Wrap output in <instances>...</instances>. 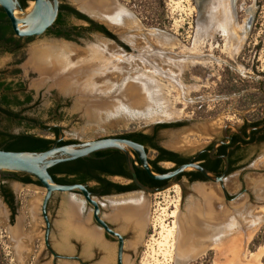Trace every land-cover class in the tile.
<instances>
[{"label": "flooded vegetation", "instance_id": "af4514ba", "mask_svg": "<svg viewBox=\"0 0 264 264\" xmlns=\"http://www.w3.org/2000/svg\"><path fill=\"white\" fill-rule=\"evenodd\" d=\"M26 1L28 6L31 0ZM91 1L85 5L87 0H59L58 13L52 26L42 34L16 36L13 32L14 41L0 43V54L13 58L11 74L7 75L6 70L0 68V98L6 95L10 100L7 106H0L23 116L25 119L19 125L23 129L48 133L46 137L54 139L53 143L70 139L62 135V127L58 123L65 113L63 102L55 99L51 106L43 109L45 118L29 113L38 104L39 98L21 79L18 64L27 54L29 58L32 47L43 42L60 41L75 47L86 35L92 34L110 41L107 45L116 46L120 51L127 53L132 50L130 40H125L129 28L110 22L108 18L127 12V2L107 0L109 3L103 4L99 0L98 4L102 2V6L108 5H99L97 10L94 8L96 3L92 4ZM195 1L197 6L201 4L200 0ZM157 123L168 124L159 126ZM184 129L183 121L156 122L149 129L129 130L109 136L123 137L142 144L155 172L158 167L166 171L183 163L194 162L213 178L192 168L179 173L175 178L155 180L139 165L136 154L129 152L138 185L132 176L127 157L121 150L105 149L101 152L107 153H93L87 157L89 161H103L102 166L83 165V181L77 183L84 184L90 196L96 200L98 218L105 226L94 218V207L81 192H75L79 200L71 212L67 210L68 194L53 193L45 205L47 229L41 209L44 191L39 181L27 173L0 171V264H135L144 237V224L140 236L137 235L133 241L135 237L131 231V222L129 226L126 225L129 220L122 209L129 202L137 201L139 195L143 197L167 186L180 188L177 213L179 216L186 212L189 214V222L198 232L196 239L200 246L225 232L229 233L235 226L250 222L248 212L257 201L264 200V197L257 195V187L252 179L245 178L246 172L254 171L249 165L253 164L264 146V107L256 118L225 123L213 130L203 128L201 133L196 134L199 138L189 137L192 140L189 144L180 142L175 147H169L160 143V131L176 130L181 140L185 136L181 133ZM0 130L14 133L4 128ZM133 132H140L144 137L135 140L128 135ZM111 205L113 207L110 208ZM145 209L146 219V204ZM125 218L127 221L123 220ZM228 226L232 229L228 230ZM216 229L220 230V235L215 232Z\"/></svg>", "mask_w": 264, "mask_h": 264}, {"label": "rangeland", "instance_id": "374dc122", "mask_svg": "<svg viewBox=\"0 0 264 264\" xmlns=\"http://www.w3.org/2000/svg\"><path fill=\"white\" fill-rule=\"evenodd\" d=\"M125 1L128 10L137 19L139 28L136 30L128 27V35L125 36V40L131 41L132 50L125 53L109 44L111 48L109 53L105 52V49L101 51L103 63L97 65L98 68L96 67L94 73L101 77L98 81L97 95L103 96L101 100L106 103L100 106L87 104L80 108L81 95L78 91H64L48 81L37 83L36 72L26 65L27 54V57L18 64L21 68L19 74L28 88L34 91L35 97L39 98L38 104L29 113L45 118L46 114L42 110L51 106L55 99L61 100L65 110L58 122L62 127V135L79 141L129 130L149 129L156 122L183 121L185 129L181 133L185 136L181 140L176 130L159 132L160 143L169 147H175L180 142L189 144L192 141L189 137L199 138L196 134L201 133L203 128L213 130L225 123H237L241 119H252L260 115L264 90L262 85L264 82V0H234L237 20L242 21L248 16L251 17L247 37L235 54H229L225 49L224 38L219 31L192 45L198 17L195 0ZM152 30L175 36L174 45L172 47L160 45L151 34ZM97 40L111 43L92 34L86 35L75 47L82 53ZM188 54L212 55L213 58L194 65L185 63L183 67H180L177 59ZM12 62V57L0 54V68L5 69L7 75L12 73ZM138 73L159 80L163 84L161 107L167 106L171 111L180 110V113L176 115L171 112L172 116L167 117L168 119L162 116L149 119L146 116L136 115L137 113L133 111L135 109L149 110L157 107L151 96L145 97L146 87L144 81L137 79ZM171 83L175 87H172ZM179 85L185 87L184 93L180 92ZM129 86L140 90L139 94L137 93L138 95L131 99H128L127 92L124 90ZM118 98H125L126 101ZM90 108L93 109L89 110ZM0 128L14 133L23 130L21 126L8 121L2 114H0ZM42 134L49 136L48 133ZM249 167L254 171L245 173L246 180L251 178L257 188H264V146ZM70 195L78 202L77 193ZM144 197L147 201V217L144 222L145 230L140 244V253L135 264H177L176 256L179 254L181 257L186 253L179 250L178 252L181 253L170 260L167 251H169L170 243L168 242L171 237L167 229L172 221L176 220L170 214L175 205L176 212L179 208L180 188L167 186L163 190L149 193ZM261 206H264V200H259L252 206L251 211L248 212V219H251L249 224L256 223V214ZM239 228L245 232L247 226ZM239 228L232 229V232L236 229L238 231ZM160 240L165 241V244L159 245ZM5 244L8 243L5 242ZM263 244L264 220L247 241L244 250L245 258L249 259L250 252L256 251ZM192 253H196V257L184 264H222L227 259L217 250L206 245L203 249ZM261 264H264V254Z\"/></svg>", "mask_w": 264, "mask_h": 264}, {"label": "bare ground", "instance_id": "6f19581e", "mask_svg": "<svg viewBox=\"0 0 264 264\" xmlns=\"http://www.w3.org/2000/svg\"><path fill=\"white\" fill-rule=\"evenodd\" d=\"M89 1L91 0H87V2H84V4L86 5ZM96 1H91L92 4L96 3L94 4L95 6L92 4L91 5L94 6V8L96 7L97 10V6L101 5L102 2L103 4L109 3V1L107 2V0H105L106 2L102 0L100 4H98L99 0ZM200 1L201 4L199 5V9L197 10L198 17L192 45H195L201 39L210 37L213 33L219 31L224 38L223 46L225 47V49L228 51L229 54H235L240 49L241 45L247 37L251 17L248 16L242 21H238L234 10L235 6L233 5L234 0ZM80 4L83 3L80 2ZM107 5L108 4L104 6ZM104 6L101 5V7ZM108 18L110 22L119 25L122 24L123 26L131 27L136 30L137 28H139L137 19L129 12H123V14L111 16V18L110 16H108ZM151 34L155 36V39L160 45L172 47L174 45V41L176 40V37L172 34H162L161 32L158 33L155 30H152ZM102 49H105V52L107 51V53L111 51V48L107 45V43L98 40L95 42V44L88 46L87 49L82 53L75 47L60 41L43 42V44L32 47L31 50H29V58L26 61V65L37 73V82L40 83L49 81L50 83L58 85L60 88H63V90L65 91H78L81 95V100L79 101V103L81 104L82 108L87 104H93V106L95 104V106H100L101 104L103 105L106 102L101 100L103 96L100 97L99 93V95H97V91H99L98 81L101 77H99V75L97 76L94 71L96 70L97 65L99 66L100 63H103V58L101 56ZM212 58V55L201 56L198 54H188L178 58L177 61L179 62V64H177L180 67H183L185 63L194 65L195 63H200L203 61L206 62L207 60ZM92 73L94 75H92ZM136 77L139 81H144L146 87L144 92L145 97L151 96V98L154 99L156 103L153 104H155V107L157 106L155 109L151 108L148 110L149 112L146 115L147 118L152 119L157 116H162L168 119L172 116L171 112L175 113L176 115L180 113V110L171 111L168 110L167 106L161 107V104L163 103V96L161 93V90L163 89V84L160 83L159 80L157 81L151 78L149 75H145L142 73L136 74ZM170 85L172 87H175L173 83H171ZM178 88L181 93L185 92V87L183 85H179ZM124 90L127 92L128 99L134 98L139 94L138 92H140L139 88L135 90L132 88V86H129L127 89ZM124 90L122 92H124ZM103 92L105 91L103 90ZM92 97H96V99L93 100ZM121 100L126 101L125 98H122ZM148 100L150 101V99ZM153 104L151 105L153 106ZM84 111L89 112L88 110ZM91 113L88 114L90 115ZM173 116L175 117V115ZM256 192L259 197H264V188L258 187ZM141 196H137V201L129 202L127 207L122 209L124 216H127L129 220L127 221V218L123 219L128 222L126 225L131 222V231L133 237H135L133 241H135L137 235L140 236L139 232L143 228L145 219L146 201L145 197L143 196V198ZM188 202H186V204ZM67 204L68 212H71L73 209H75V205L71 203V201L68 200ZM111 207H113V205H111L110 208ZM176 208L177 207L175 205V208L171 211L170 214L171 217L176 218V220H173L171 225L167 229V233L171 237L170 242L167 241L168 243H170L169 251H167L170 260H172L178 253H181L178 252L179 250L184 251L188 255L198 249H203L206 245V247L210 246V248L217 250L220 254L224 255L227 258L222 264H261V258L264 254V244L259 246L256 251L250 252L249 259L245 258L246 255L244 250L247 241L252 237L260 222L264 220V206H261L257 212V219L255 223L256 225L254 223L249 224L245 222L242 224V226H240L242 228H246L247 226L245 232L241 230L239 226H235V228H239L240 230L238 229L237 231L236 229V231L233 232L232 230L229 231V233L225 232L226 234L224 233V236L221 235L215 237V239L211 242L202 244L201 246L199 240L196 239V237H198V232L189 222V214L186 212L183 215L181 214L179 216V214H177L176 212ZM186 208H189L188 205H186ZM245 208L246 207L244 206V209ZM114 211L116 212V210ZM229 229H232L231 226H228V230ZM215 232L220 235V230L216 229ZM164 242L165 241L161 242L160 240V242L158 241V244L162 245Z\"/></svg>", "mask_w": 264, "mask_h": 264}, {"label": "water", "instance_id": "95a60500", "mask_svg": "<svg viewBox=\"0 0 264 264\" xmlns=\"http://www.w3.org/2000/svg\"><path fill=\"white\" fill-rule=\"evenodd\" d=\"M59 0H31L27 7H23L19 0H0V6L4 10L10 21L12 30L16 36H38L46 28L51 27L58 13ZM199 9V6H197ZM127 12H130L127 10ZM133 14V13H132ZM136 115L146 116L147 109L133 110ZM105 149H117L124 152L134 181L140 185L136 179V174L130 161L129 152L136 154L139 165L146 173L155 180H165L175 178L179 173L195 168L200 170L206 177L213 178L211 174L194 162H187L165 172H155L147 159L144 146L131 139L104 136L95 139L77 140L76 142L58 145L53 143L48 149L42 151H11L0 148V171H17L32 175L39 181L44 191L41 209L48 229V220L45 213L47 200L53 193L68 194L69 201L74 205L77 201L70 194L81 192L85 200L94 207V218L101 224L104 223L98 218V205L84 184L71 183L61 184L54 181L48 169L56 164L88 157L94 152ZM147 208V204H146ZM257 215V214H256ZM105 226V225H104ZM46 229V232H47ZM196 253L177 256V264L196 257ZM179 257V258H178Z\"/></svg>", "mask_w": 264, "mask_h": 264}, {"label": "trees", "instance_id": "16d2710c", "mask_svg": "<svg viewBox=\"0 0 264 264\" xmlns=\"http://www.w3.org/2000/svg\"><path fill=\"white\" fill-rule=\"evenodd\" d=\"M23 7L27 6L26 0H20ZM13 31L11 29V24L9 19L7 18L4 10L0 6V43L6 44L11 41H14L12 37ZM264 85V82L262 83ZM263 99V107H264V90L262 92L261 100ZM10 100L6 95H3L0 98V105L7 106ZM15 103H19L16 102ZM262 107V108H263ZM0 112L4 115V117L10 121L14 122L17 125H22V121L25 119L19 113L12 111L9 108L0 106ZM168 123H157L159 126H165ZM25 128V127H24ZM131 138L135 140H142L144 135L140 132H133L128 134ZM54 139L46 137V135L32 132L28 128H25L17 133H10L7 130H0V148L4 150L11 151H42L48 149L53 144ZM75 139H65L59 141L57 144H66L76 142ZM115 153H118L117 150H114ZM113 152V153H114ZM102 153H107V151H98L94 152V155H99ZM115 155V154H114ZM116 156V155H115ZM89 158H78L75 160L63 162L56 164L48 169L49 173L52 175V178L55 182L61 184H71L83 181L81 178V170L82 166L86 165L90 167V165L102 166L103 161H95L88 160ZM86 161V162H84ZM157 172H164V168H157Z\"/></svg>", "mask_w": 264, "mask_h": 264}]
</instances>
